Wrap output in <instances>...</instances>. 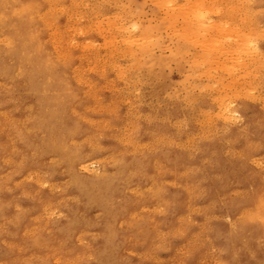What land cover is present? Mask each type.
<instances>
[{
    "label": "rangeland",
    "instance_id": "1",
    "mask_svg": "<svg viewBox=\"0 0 264 264\" xmlns=\"http://www.w3.org/2000/svg\"><path fill=\"white\" fill-rule=\"evenodd\" d=\"M52 1L56 16H62L63 21L55 23L52 20L44 29L49 33L55 51L65 58H73L76 66L81 93L80 112L82 115L85 113L83 116L91 144L88 145L89 169L103 171L97 163L104 161L105 165L123 152L131 156L136 153L138 158L133 159V164L139 160L147 168H152L157 157L158 160L162 157L166 163L163 175L168 184L167 197L176 202L185 196L179 185L184 182L180 180L181 176L186 183L191 182L188 184L194 187V192L197 190L188 196L185 206L178 205L161 223L151 222L154 226L150 224L151 227L145 231L146 240L138 241L132 253L143 264H216L218 250L212 239L213 228L231 226L232 221L236 222L250 212L251 178L264 169V51H261L264 50V0ZM19 95L13 92L8 102L1 103L0 111L2 114L5 112L4 117L20 119L14 113V106L22 104ZM23 110L24 117L28 111L27 103ZM0 134L4 138L1 130ZM6 172L10 179L13 174L20 175L17 178L20 181L9 193L11 208H17L20 219L16 237L13 235L2 240L5 246L0 245V261L8 259L11 261L9 264H64V261L65 264H93L90 244L98 224L97 209L92 207L85 211L76 208L83 219L75 222L71 230V248L66 250L67 253L54 251L48 256L34 253L31 261L28 260L31 255L21 251V232L25 229V236H30L57 229L58 219L65 215L73 191L62 187L55 178L57 176L46 168L18 173L12 166ZM228 172L233 175L225 179L224 174ZM146 184L141 181L142 186ZM207 222H211L210 225ZM40 224H46V227H39ZM198 242H203V247ZM242 259L248 264L251 258L245 253Z\"/></svg>",
    "mask_w": 264,
    "mask_h": 264
},
{
    "label": "bare ground",
    "instance_id": "2",
    "mask_svg": "<svg viewBox=\"0 0 264 264\" xmlns=\"http://www.w3.org/2000/svg\"><path fill=\"white\" fill-rule=\"evenodd\" d=\"M67 1L72 3L73 0H67ZM261 3L262 2H259L258 4H261ZM52 4H53L52 0H0V108H1V103L3 102L5 103V101L8 102V98L11 93L18 92L20 94L19 96L22 97V104L17 105L16 108L14 106V109H15L14 113L20 116V119L18 118L19 120L18 119L16 120L15 117H14L15 119L14 118L12 119V117L11 118L4 117L5 112L4 114H2L3 111H0V130L4 136V138H1L0 136V192L2 193V201L0 202V245L3 244L2 240L4 238L5 239L6 237L11 238L13 235L18 233L19 231L18 224H19V219H20L18 215L19 213L17 212V208H14V207L11 208V205H10L11 198L9 195V193L11 192V188L15 186L18 183V181H20V179H17L20 175L18 176L16 174H13L10 179L9 173L6 172V169H10L13 166L16 168L18 173L19 172L21 173V172H30L33 169H37V168L38 169L46 168L49 173H52L55 176H57L55 178H57V181L59 184L60 183L62 184V187L73 191V195L71 196L69 200V204H68L69 207L67 206V211L65 215L58 219V224L56 223L57 229L46 230L45 232L42 231L41 233H37L35 230L36 233L32 232L34 234L30 236H25L24 234L25 229L23 228L24 231H22L21 232L22 234H20L21 239L23 240L21 251L22 253L26 252L27 255H31L28 258L29 261H31L30 259L34 257L33 255L34 253L41 254L43 256L46 254L45 256H48L47 255L48 253H51L54 251L63 253L64 251L70 249L71 243L69 241H70V236H71L70 234L72 232L71 230L76 225L75 222L83 219L81 215L82 213L77 212L76 208L79 207L82 211H85L86 209L92 207L94 208V210L95 208L97 209V224H98L96 232L94 233L95 235L92 237L93 242H91L90 244L91 246L90 248L92 249V253H93V257H92L93 264H143L139 260V257L132 253V249L138 244V241L140 243L143 239L146 240L145 236H147V234H144V233L147 229H149V227H151L149 226L151 222H157L159 224L170 213H172V211L175 210L178 205L184 204L185 206L188 196L191 197V195H193L194 187L191 184H188L191 182L186 183L184 176L183 177L181 176L180 180H184V182L180 183L179 185H181V187L183 188L185 196L181 200L176 201V202H174V199L171 200L169 197H167L166 196L167 194L165 195V191H167L166 189H167L168 184H167V180L166 179L164 180V175H163L164 171L166 172V165H165L166 163H164V160L162 157H160L159 160L157 157V159L153 162L152 168H147L148 166L147 167L143 166L142 161L140 162L139 160L138 162L141 164L137 162L133 164L134 163L133 159L138 158L136 157V153H134L133 156H131L123 152V153L117 154L114 158H112L110 162L106 163L105 165H103L104 161L102 163L101 162L97 163L101 165V169L103 171L98 172V171L89 169L88 164H87V159L90 157L88 155L89 154L88 145H91V144H89L90 142L88 141V136H87L89 131H87V128L85 126L86 118H84L83 116L85 113L82 115V113L80 112L81 93L79 92L80 83H78V80L76 77V66H75L73 58L71 57L65 58L63 56H60L55 51L54 46L52 42L50 41L49 33H47L44 29V27L47 26V23L51 22L52 20L55 23L60 22V20L63 21L62 16H56L54 9H53L54 5ZM262 13H263V10H262ZM189 26L192 27L191 24ZM215 31H218V30H215ZM210 33L214 34V32H210ZM204 35L205 34H203V36ZM207 42H209L208 39H207ZM126 51H128V49ZM261 51H264V50L261 49ZM256 66L257 65H255V67ZM259 69H262V68H259ZM259 69H258V72H259ZM250 95H249V99H250ZM19 96H17V98H20ZM251 102L253 101L251 100ZM25 103H27L28 105V111L26 112L27 115L23 117L22 116V113L24 111L23 105ZM251 124L252 123H250L249 125ZM259 125L261 126V124H258V127H260ZM140 128H143V127L140 126ZM135 132L137 133V131ZM259 132L261 131L259 130ZM257 135H258V131H257ZM153 137L154 136H152V138ZM237 137L241 138V136L239 135ZM173 138H176V137H173ZM205 140L207 139L205 138ZM242 143H244V141ZM247 143L248 142H245V144ZM236 154L238 155V153ZM256 156L258 157V155ZM234 157H237V156L234 155ZM234 157H232V159ZM247 158L249 160L250 157H247ZM235 159L237 160V158ZM182 165H184V163ZM32 175L30 174V177H32ZM228 175H231L230 172H228V174L225 173L224 178L228 179ZM235 177H236V173H235ZM30 179L32 178H29V180ZM142 180L147 182L146 184L147 186H142L143 184L141 185ZM33 182H35V180ZM231 183H234V181ZM171 187H174V186H171ZM247 187H248V184H247ZM43 188L44 187H42V189ZM249 193H250L252 202L249 199L251 208H250V212L246 216L242 218L239 217L238 219H236V222L232 221L234 223L231 226H224V227L215 226L213 228V238L212 239L218 250V262L216 264H247L246 261L242 259L245 253H247L251 258L248 264H264V169L261 172V174H255L252 176L251 191H249ZM29 196L32 197V195H29ZM175 197L176 196H174V198ZM53 202H56V201H53ZM60 202L58 203L59 205H60ZM64 204L66 205V203ZM214 204H215V201L213 205ZM54 210H56V208ZM36 215H39V214H36ZM40 218H41V215H40ZM37 220L36 221L34 220V221L37 222ZM228 221L230 222V220ZM44 223H45V220H44ZM43 225H45L46 227V224H43ZM43 225L40 224L39 227ZM78 225L81 226V224H78ZM94 225L96 226L95 223ZM90 228L92 227L90 226ZM184 228L186 227L184 226ZM83 230H86V229H83ZM75 231H77V229H75ZM180 231L181 230H179V233ZM155 233L157 235V232ZM207 236H208V233H207ZM14 237H16V235ZM156 237L158 238L159 236L157 235ZM164 239L165 241H167L166 238ZM207 240L209 241V239ZM160 242H157L158 245H160L159 244ZM189 242L191 243V241ZM201 243H199V245L200 247H203L201 246L202 245ZM195 244H194V248L196 247ZM191 247L188 246V248L190 249ZM168 249L169 248H167V250ZM191 250H193V247ZM142 252L144 253V251ZM68 254H71V253H68ZM89 254H90V251H89ZM62 255L63 254H61V256ZM76 256H78V254ZM199 256H201V254ZM64 258H65L64 256L63 258L61 257L62 260ZM67 258L69 259V256ZM83 258L84 260H86L85 257ZM45 259L46 258H44V260ZM7 260L8 259L0 261V264H7L8 262ZM64 264H65V261H64Z\"/></svg>",
    "mask_w": 264,
    "mask_h": 264
}]
</instances>
